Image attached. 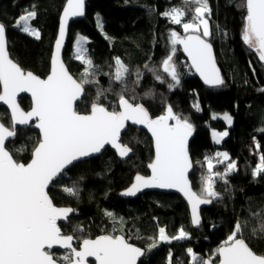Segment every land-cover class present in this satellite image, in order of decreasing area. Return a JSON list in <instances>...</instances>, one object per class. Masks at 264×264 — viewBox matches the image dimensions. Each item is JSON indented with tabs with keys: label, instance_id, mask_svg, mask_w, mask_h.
Masks as SVG:
<instances>
[{
	"label": "trees",
	"instance_id": "16d2710c",
	"mask_svg": "<svg viewBox=\"0 0 264 264\" xmlns=\"http://www.w3.org/2000/svg\"><path fill=\"white\" fill-rule=\"evenodd\" d=\"M65 1L0 0V22L6 26L9 53L22 69L40 77L48 74L58 18ZM208 3L212 35L207 39L213 45L225 80L221 87L205 85L195 76L177 45L174 62L180 73V84L168 87L173 82L164 72L162 61L170 53V32L186 33L182 24L172 23L162 13L173 8L183 9L182 22H189L195 4L185 3V0H87L83 19L70 24L69 40L63 53L68 70L79 80L86 67L72 52L75 34L86 38L85 48L98 70L99 84L85 86L83 98L76 105L78 112H89L98 87L111 89L101 99L111 110L117 102V94L126 86V98L134 96L135 102L142 104L151 117L165 115L167 106L171 105L175 114L187 118L193 125L194 136L189 144L193 169L189 178L195 192L201 191V177L208 174L205 157L210 150L228 153L229 161L237 165L227 176V189L222 181L216 180L214 189L220 193V198L201 209V224L193 228L186 204L175 194L148 192L136 199L119 197V192L135 175L148 174L147 166L153 158L152 141L147 133L128 126L120 137L122 145L133 149L126 160H119L106 148L99 156L65 170L48 188L55 205L75 210L59 227L64 234L73 235L74 239L79 237L75 239L76 248L83 239L123 234L144 249L151 245V238L157 240L158 246L146 252L139 264H167L170 251L172 264L178 261L192 264L188 248L199 259L216 262V249L233 231L234 222L239 218L248 222V229L244 231L246 243L257 254H264V239L248 238L250 229L259 227L250 209L255 211L264 205V173L253 177V170L264 155V132L259 131L264 128V91H260L264 89V62L242 41L246 13L237 6L238 0H208ZM33 5L38 15L28 23L40 32L39 39L23 32L22 22L16 26L19 17L31 11ZM217 26L222 31H217ZM116 57L130 69L123 84L110 75L115 72ZM137 70L141 73L139 83H136ZM157 75L162 80H157ZM19 103L24 110L31 106L27 96H21ZM215 112L229 113L231 125L222 117H213ZM0 120L11 127L10 116L3 107H0ZM211 130H227L228 135L217 143L211 138ZM39 139L38 131L32 127L17 128L15 138L8 141L6 147L14 159L26 164ZM229 161L214 165L213 172L223 173ZM73 186L79 191L78 197L63 191ZM106 211L115 214V225L105 215ZM121 217L123 225L119 223ZM76 225L80 228L74 232ZM120 227L123 232L118 230ZM159 227L166 229L167 236L178 234L182 227L189 236L160 242ZM65 254L67 252L57 257Z\"/></svg>",
	"mask_w": 264,
	"mask_h": 264
},
{
	"label": "snow or ice",
	"instance_id": "6c2138e0",
	"mask_svg": "<svg viewBox=\"0 0 264 264\" xmlns=\"http://www.w3.org/2000/svg\"><path fill=\"white\" fill-rule=\"evenodd\" d=\"M185 3L195 4L189 22H182L185 15L183 9L173 8L162 13L172 23L182 24L186 33L181 36L176 31L170 32V53L162 61L164 72L173 82L168 87L171 89L180 84V73L174 62L177 44L183 46V51L191 59L192 67L206 85L224 86L225 80L217 67L212 44L207 39L212 35L208 0H185ZM84 4L85 0H67L60 18L55 54L51 59V72L46 79H41L31 71L25 72L10 58L6 46V26L0 22V101L11 109L13 129L15 124L27 125L32 117H36L37 127L42 134L30 162L25 164L14 159L5 146L6 140L14 137V130H9L0 123V264H57L58 260L62 264H86L87 258H94L97 264H137L139 258L158 246L155 238H151L152 243L148 249H142L123 234H106L95 239H83L82 247L78 251L73 247L74 236L62 234L58 226V221L66 220L75 210L55 206L47 191L49 185L63 174L66 166L73 165L91 154L100 153L105 145L110 144L115 148L121 158L128 157L133 149L119 142L122 130H126L127 121L145 125L151 132L155 144V158L148 165L151 175L145 177L137 174L135 182L122 194L135 196L143 189L152 187L178 189L191 205L193 225L201 223L198 211L200 205L211 204L220 198V193L214 189L216 180L222 181L227 189V176L237 168L235 162L229 161L226 152L217 153L215 157L206 156L208 174L201 177V191H193L187 178L192 167L187 140L193 131V125L187 118L175 114L171 105L167 106L165 115L152 119L145 107L135 102L134 96L126 98V86L117 94V102L112 105L111 110L101 102L106 91L111 89L104 90L99 87L88 114H80L75 109L74 105L84 94L85 86L99 84L96 79L98 70L84 46L86 38L80 37L76 41L75 59L86 65L79 80L69 74L60 58L69 18L83 16ZM237 6L246 13L242 41L258 54L259 61L264 62V0H238ZM37 15L33 5L31 11L19 17L16 26L19 27L23 22L22 31L39 39L40 32L28 23ZM217 31H222L219 26ZM114 59L115 72L110 75L123 84L130 69L119 57ZM136 75V83H139V70ZM156 79L162 80V77L157 75ZM21 92H30L33 99V107L27 113L21 111L16 102L17 94ZM225 119L231 124L230 116L225 115ZM170 120L175 123H169ZM259 131L264 132V128ZM227 135L226 131L214 133L217 143ZM214 159L218 164L229 161L223 173L213 172ZM261 173H264V155L260 156L259 163L253 170V177ZM63 191L71 196L79 195L75 186L65 187ZM250 212L259 227L253 226L248 238L264 239V205L258 206L255 211L250 209ZM105 215L113 220L114 225L117 223L115 214L106 211ZM119 223L123 225L122 217ZM79 228L76 225L73 231L77 232ZM246 229L248 222L237 218L233 231L216 249L218 264H264V254H257L246 243ZM118 230L123 232V227ZM158 233L160 242L181 240L189 236L182 227L176 236L168 237L164 227H159ZM54 245L66 249L67 254L54 257L50 251ZM186 251L191 254L192 264H197L199 258L193 250L188 248ZM166 261L167 264H172L171 251ZM178 264L182 262L178 261ZM199 264H210V261L199 259Z\"/></svg>",
	"mask_w": 264,
	"mask_h": 264
},
{
	"label": "water",
	"instance_id": "95a60500",
	"mask_svg": "<svg viewBox=\"0 0 264 264\" xmlns=\"http://www.w3.org/2000/svg\"><path fill=\"white\" fill-rule=\"evenodd\" d=\"M86 1H87V0H85V3H86ZM66 4H67V0L65 1L63 8L66 6ZM63 8H62V10H61V12H60V14H59V18H58V26H57V32H56V36H55V39H54V41H53V45H52V51H51V56H50V67H49V72H48V74H47L45 77H40V76H38V75H36V74H34V73L32 72L34 75L40 77L41 79H46L47 76H48V75L50 74V72H51V59H52V56L55 54V41H56V39L58 38V35H59V23H60V18H61L62 13H63ZM84 14H85V4H84ZM83 17H84V15H83V16H79V17H70V18H69V22H68V26H67V31H66V35H65V38H64V43H63V46H62V48H61V52H60V58H61V60H62V62L64 63V65H65L66 68H67V66H66V64H65V62H64V60H63V53H64V50H65L66 45H67L68 40H69V27H70V24H71L72 22L77 21V20H81V19H83ZM185 35H186V34H185ZM185 35H181V36H185ZM6 41H7V45H6V46H7V50H8V53H9L7 36H6ZM209 42H210V41H209ZM210 43H211V42H210ZM211 44H212V43H211ZM177 46L181 49V52H182V54L184 55V58H185L186 62L188 63V65H189L190 68L192 69L194 75L197 76V77H198V78L204 83L203 78H202V77L200 76V74L195 70V68L192 67L191 59L188 57L187 53L183 51V46L180 45V44H177ZM212 47H213V45H212ZM213 54H214V56H215L214 48H213ZM9 56H10V53H9ZM10 58H11V56H10ZM11 59H12L14 62H16L13 58H11ZM215 59H216V56H215ZM16 63H17V62H16ZM216 63H217V62H216ZM17 64H18V63H17ZM18 65H19V64H18ZM19 66H20V65H19ZM217 67L219 68L218 65H217ZM22 70H24V69H22ZM67 70H68V68H67ZM24 71H25V72H28L29 70H24ZM68 72H69L70 75H72V73H71L69 70H68ZM72 76H73V75H72ZM73 78L76 79L74 76H73ZM204 84H205V83H204ZM205 85H206V84H205ZM208 86H209V85H208ZM0 90H2V86H0ZM21 96H27V97L30 99L31 106H30V108H29L28 110H24V109L21 107V105H20V103H19V98H20ZM82 98H83V95H82V97H81V98L75 103V105H74L75 109H76V105H77L78 103L81 102ZM16 102H17L19 108L21 109V111H23V112H25V113L31 111V109H32V107H33V99H32V96H31V93H30V92H21V93H18V94H17V97H16ZM0 107H3V108H5V109L7 110L8 114H9V116H10V120H11V127H8V126H6L5 124H3L1 120H0V123H2L5 127H8L9 130H14V132H15L14 137L9 138L8 140H6L5 146H6V144H7L8 141L13 140V139L15 138V136H16V129H17V128H26V127H29V126H30V127H32L33 129L37 130L40 139L42 138V134H41L39 128L37 127L38 119H37L36 117H32L31 120L29 121V123H28L27 125H20V124H18V123L15 124V127H14V129H13V121H12V116H11V109H10V107H9L7 104H5L3 101H0ZM90 108H91V107H90ZM89 112H90V110H89ZM89 112H88V113H89ZM79 113H80V112H79ZM88 113H80V114H88ZM148 114H149V113H148ZM149 116H150V115H149ZM150 117H151V116H150ZM157 117H158V116H156V117H151V118H152V119H155V118H157ZM169 123H175V121L170 120ZM128 126H131V127L137 128V129H139V130H143L144 132L147 133V135L149 136V138H150L151 141H152V151H153V158H152V160H151V162H152V161L154 160V158H155V144H154V138L152 137L151 132L147 129V127H146L145 125H136V124H133L131 121H127V122H126V129H127ZM124 132H125V130H122L121 135H122ZM193 136H194V129H193L191 135L188 137V140H187V149H188V153H189V144H190V142H191ZM40 139H39V140H40ZM119 142L121 143V141H119ZM121 144H122V143H121ZM36 146H37V145H36ZM6 148H7V147H6ZM106 148H109V149H110V150H111V151L117 156V158H118L119 160H126V159L132 154V153H130L129 156L126 157V158H121V157L119 156V154H118V151H117L115 148H113L110 144H108V145H105V147L101 150L100 153H94V154H91L89 157L82 158L81 161L99 156V155H100V154H101ZM7 150H8V149H7ZM33 150H34V149H33ZM32 153H33V151H32ZM189 156H190V154H189ZM31 158H32V156H31ZM190 159H191V157H190ZM30 160H31V159H30ZM30 160H29V162H30ZM29 162H27V163H29ZM78 162H80V161H78ZM78 162H74V164H76V163H78ZM151 162H150V163H151ZM27 163H26V164H27ZM150 163H149V164H150ZM191 163H192V160H191ZM74 164H73V165H74ZM149 164H148V165H149ZM73 165L66 166L65 170L71 168ZM147 169H148V174H147V175H142V176L148 177V176L151 175V169H150L148 166H147ZM192 169H193V163H192V167H191V169L189 170V172H188V174H187V178H188V180H189V182H190V186H191V181H190L189 176H190V173L192 172ZM65 170H64V171H65ZM64 171H63V172H64ZM139 175H140V174H139ZM135 176H136V175H135ZM135 176H134L132 182H131L126 188H124L123 190H121V191L119 192V197L124 198V199H136L138 196H140V195H142V194H145V193H148V192H160V193H165V194H175V195L179 196V197L184 201V203L186 204V206H187V208H188L189 216H190V221H191V205L188 203L187 198L183 195V193H181L178 189H174V188H173V189H168V188L152 187V188L143 189L141 192L137 193L135 196H126V195H123L122 193H124V192H125L130 186H131V184L135 182ZM58 177H59V176H58ZM58 177H57V178H58ZM50 185H51V184H50ZM50 185H49V187H50ZM191 188H192V186H191ZM192 190H193V188H192ZM47 191H48V189H47ZM193 191H194V190H193ZM54 205H55V204H54ZM209 205H210V204L200 205L199 210H198V211H199V214H200V211H201L202 208H204V207H206V206H209ZM55 206H57V205H55ZM57 207H61V208H63V207H68V206H57ZM70 208H71V207H70ZM71 215H72V213L69 214V217H70ZM69 217H68V218H69ZM200 217H201V215H200ZM68 218H67L66 220H63V219H62V220L58 221V226H59V223H65V222H67ZM200 224H201V223H200ZM191 225L193 226V228H198V227L200 226V225H193L192 223H191ZM59 228H60V227H59ZM61 232H62V230H61ZM62 234H64V233L62 232ZM64 235H70V234H64ZM88 239H95V238H88ZM76 242H77V240L74 239V240H73V247H75L74 245L76 244ZM134 245H135V244H134ZM135 246L144 249V248L141 247V246H138V245H135ZM81 247H82V241H80L78 247H77V248L75 247V248L79 251ZM53 250H58V251H62V252L67 251L66 249H64L63 247H61V246H59V245H54L53 248H52L50 251H53ZM52 255H53V254H52ZM142 258H143V256H142L141 258L138 259L137 264H139V261H140ZM217 258H218V254H217ZM204 260H208V261H210V264H218V260H217L216 262L211 261L209 258H205ZM57 264H62V263H60L59 261H57ZM86 264H97V262L94 260V258H87V260H86Z\"/></svg>",
	"mask_w": 264,
	"mask_h": 264
},
{
	"label": "rangeland",
	"instance_id": "374dc122",
	"mask_svg": "<svg viewBox=\"0 0 264 264\" xmlns=\"http://www.w3.org/2000/svg\"><path fill=\"white\" fill-rule=\"evenodd\" d=\"M22 27H23V22H22ZM80 37H83V36L80 35V34H75V35H74V38H73V40H72V52H73V54H74V57H75V52H76V41H77V39H79ZM84 46H85V43H84ZM225 115L231 117V115H230L229 113H227V112H222V113H220V112H215V113H213V117H222V118H224V119H225ZM231 120H232V117H231ZM225 121H226L227 125H231V124L228 123V121H227L226 119H225ZM231 123H232V122H231ZM225 131H227V130H223V131L211 130V131H210L211 138H212L214 141H216V137H214V133H223V132H225ZM223 137H224V136H223ZM223 137H222V138H223ZM222 138H220L219 141H220ZM220 153H224V152L221 151ZM255 168H256V167H255ZM255 168H254V169H255ZM176 235H178V234H176ZM176 235H174V236H176ZM168 237H172V236L170 235V236H168ZM66 252H67V251L62 252V251H58V250H53V251H51V253H52L53 256H55V257H57V256H61L63 253H66ZM196 255H197V254H196ZM197 257H198V255H197ZM190 261L192 262V258H191ZM197 263L199 264V259H198Z\"/></svg>",
	"mask_w": 264,
	"mask_h": 264
},
{
	"label": "built area",
	"instance_id": "2783aa9c",
	"mask_svg": "<svg viewBox=\"0 0 264 264\" xmlns=\"http://www.w3.org/2000/svg\"><path fill=\"white\" fill-rule=\"evenodd\" d=\"M216 154H217L216 151H214V150H210V151L207 153V157H215ZM220 159H222V158H220ZM216 164H218V163H216V160L214 159V160H213V165H216ZM219 164H220V163H219Z\"/></svg>",
	"mask_w": 264,
	"mask_h": 264
}]
</instances>
